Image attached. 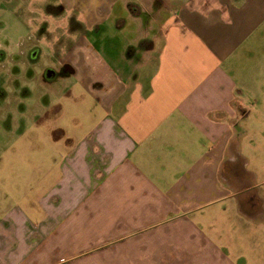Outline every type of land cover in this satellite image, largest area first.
Segmentation results:
<instances>
[{
	"label": "crops",
	"instance_id": "0c3cea01",
	"mask_svg": "<svg viewBox=\"0 0 264 264\" xmlns=\"http://www.w3.org/2000/svg\"><path fill=\"white\" fill-rule=\"evenodd\" d=\"M68 1L59 63L94 121L59 128L35 204L0 205V264H264V146L239 130L264 115V0Z\"/></svg>",
	"mask_w": 264,
	"mask_h": 264
},
{
	"label": "rangeland",
	"instance_id": "374dc122",
	"mask_svg": "<svg viewBox=\"0 0 264 264\" xmlns=\"http://www.w3.org/2000/svg\"><path fill=\"white\" fill-rule=\"evenodd\" d=\"M66 1L0 0L1 206L35 204L45 189L36 179L44 177L48 164L59 156L52 148V139L62 134L59 128L82 134L94 121L92 103L69 100L71 89L82 93V87L59 63L63 50L77 42L84 29L77 20L80 11L67 9ZM90 1L94 6L95 0ZM49 70L53 75L48 76ZM242 124L244 144L264 146V115L254 114ZM258 159L264 173V148ZM252 167L253 162H246L247 170ZM36 216L30 214L32 220Z\"/></svg>",
	"mask_w": 264,
	"mask_h": 264
},
{
	"label": "water",
	"instance_id": "95a60500",
	"mask_svg": "<svg viewBox=\"0 0 264 264\" xmlns=\"http://www.w3.org/2000/svg\"><path fill=\"white\" fill-rule=\"evenodd\" d=\"M35 55V53H33V56ZM52 75V72L51 71H48V76H51Z\"/></svg>",
	"mask_w": 264,
	"mask_h": 264
},
{
	"label": "flooded vegetation",
	"instance_id": "af4514ba",
	"mask_svg": "<svg viewBox=\"0 0 264 264\" xmlns=\"http://www.w3.org/2000/svg\"><path fill=\"white\" fill-rule=\"evenodd\" d=\"M33 52H35V51H33ZM33 54V53H32ZM52 75H53V73H52Z\"/></svg>",
	"mask_w": 264,
	"mask_h": 264
}]
</instances>
